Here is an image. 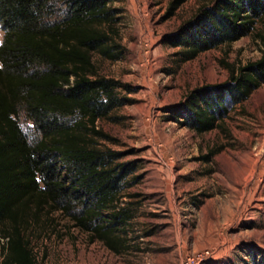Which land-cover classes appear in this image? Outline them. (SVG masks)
Returning a JSON list of instances; mask_svg holds the SVG:
<instances>
[{
  "label": "trees",
  "instance_id": "1",
  "mask_svg": "<svg viewBox=\"0 0 264 264\" xmlns=\"http://www.w3.org/2000/svg\"><path fill=\"white\" fill-rule=\"evenodd\" d=\"M114 1L0 0V264H38L29 236L44 209L59 210L114 253L130 246L133 207L121 197L136 161L103 146L109 134L96 124L131 100L130 84L98 65L125 51ZM183 1L171 0L167 14ZM263 17L264 0H212L164 41L181 46L185 60L249 33ZM259 36L258 59L231 69L226 82L193 88L167 115L197 132L217 126L228 103L264 82ZM20 110L37 131L32 138ZM246 253L242 264H264V251Z\"/></svg>",
  "mask_w": 264,
  "mask_h": 264
},
{
  "label": "rangeland",
  "instance_id": "2",
  "mask_svg": "<svg viewBox=\"0 0 264 264\" xmlns=\"http://www.w3.org/2000/svg\"><path fill=\"white\" fill-rule=\"evenodd\" d=\"M170 1L115 0L125 51L98 61L102 74L132 87L129 102L96 121L109 134L100 143L136 161L121 197L133 207L129 248L114 253L59 210L44 209L29 236L38 264H184L191 255L189 264H242L248 249L264 251V82L228 103L209 130L167 115L193 88L226 82L231 69L260 57L264 17L249 33L184 60L182 47L164 37L212 0H184L167 14ZM17 120L36 135L23 110Z\"/></svg>",
  "mask_w": 264,
  "mask_h": 264
},
{
  "label": "built area",
  "instance_id": "3",
  "mask_svg": "<svg viewBox=\"0 0 264 264\" xmlns=\"http://www.w3.org/2000/svg\"><path fill=\"white\" fill-rule=\"evenodd\" d=\"M192 259H193V255L187 256L186 260L184 261V264H189Z\"/></svg>",
  "mask_w": 264,
  "mask_h": 264
}]
</instances>
